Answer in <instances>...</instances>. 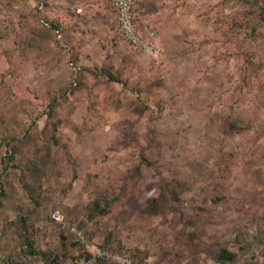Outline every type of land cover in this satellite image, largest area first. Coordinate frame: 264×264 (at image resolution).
Wrapping results in <instances>:
<instances>
[{
    "label": "rangeland",
    "instance_id": "obj_1",
    "mask_svg": "<svg viewBox=\"0 0 264 264\" xmlns=\"http://www.w3.org/2000/svg\"><path fill=\"white\" fill-rule=\"evenodd\" d=\"M131 1L157 61L121 39L112 0H0V145L21 141L15 162L0 147L16 207H0V262L77 264L48 221L57 210L142 264H220L216 245L264 264V14L244 0ZM179 184L182 216L145 213Z\"/></svg>",
    "mask_w": 264,
    "mask_h": 264
},
{
    "label": "trees",
    "instance_id": "obj_2",
    "mask_svg": "<svg viewBox=\"0 0 264 264\" xmlns=\"http://www.w3.org/2000/svg\"><path fill=\"white\" fill-rule=\"evenodd\" d=\"M247 1L249 6L251 8H256L259 10V12L261 14H264V0H244ZM131 6H132V12L134 15V9H133V3L131 1ZM134 22H135V16H134ZM136 25V22H135ZM121 37V36H120ZM122 39V38H121ZM80 68L75 67V74H78V72H80ZM109 71H105L104 74H108L109 75ZM81 75V72H80ZM75 78L73 79L72 83L75 85ZM79 78V77H78ZM110 78H113L110 75ZM77 79V78H76ZM56 100L52 99L51 102L48 103L47 108L44 111V115L46 117V125L50 126L52 130H54L56 132V129H58L59 126V119H57L56 116H58L54 110V105H55ZM8 130V129H6ZM24 138L23 136L20 137V139ZM9 139V138H8ZM10 142H6L5 144H1L0 147H3L5 149L4 151V155L2 156L3 159H7L8 161L12 160V162L16 161V157L17 156V151L15 149V147H19V144L21 143V141L14 143L11 139H9ZM145 152V151H143ZM141 163L145 164L147 166H153V163L150 162L149 158L145 156L144 153L141 154L140 158ZM138 165L136 172H139V169L141 168V166ZM25 170L29 173H31L32 175L35 174L36 172L39 171V166H38V161L36 160H32L30 158L27 159V161L25 162ZM162 182V179H160ZM22 184H25L22 180H21ZM8 187V185H7ZM182 184L176 185V188L173 191L169 190V198L166 195H158L157 197H152L149 198L146 203H145V208L144 211L148 216L154 217V216H160L163 215L166 211L170 212V213H178V215L182 216V211H181V207H176L174 205V203H176V201L178 202V196H177V190H182ZM168 189V187H167ZM12 195V191H6L5 189V183L0 185V207L2 208V206H6V204H8L5 207V211L9 209V207L12 209L13 207V211L16 210V207L13 204H10V200H9V195ZM12 196H15V194H13ZM175 201L174 203H172V201ZM35 203L37 205H39V203H37L35 201ZM180 206V204H179ZM97 208V205L96 207ZM65 222L70 223L71 225H75L77 227V230H79V227L73 223L70 218L66 215L63 216ZM16 218L17 220L12 223L14 226L16 225V227L22 232L20 233L21 235H26L27 233V228L29 227L28 222L29 221V216L27 214H23V213H18L16 214ZM48 219H50V215L48 216ZM31 224V223H30ZM186 224H190V223H186ZM194 225V224H193ZM58 231L60 232V234L63 236V239L66 238H73V242L72 245L76 246L78 249H81V246L79 245L77 238L74 234L70 233L68 230H61L60 226L57 225ZM80 231V230H79ZM83 233V232H82ZM86 239L88 240H94V238L92 237L93 235H91L90 233H86L84 232L82 234ZM111 237L110 236H106L105 240H104V244L103 241L98 240L101 242L102 246H104L106 249H108L110 252L113 253H118V252H114L112 250H110V248L108 247L110 242ZM30 244H29V248H30ZM210 255L212 257V259L215 262H218L220 264H232L235 261V254L233 252H231L226 245H216L215 247H213L210 251ZM34 253H30V255H33ZM121 255H125L123 253H118ZM81 256H83V252L81 251ZM89 256V255H88ZM128 256L132 262L134 264H142L143 263V258H139L136 255H126ZM148 255L146 253L143 254V257H147ZM0 264H2L0 262ZM45 264V262H44ZM47 264H54L53 261H50ZM96 264H113L104 260H98L96 262Z\"/></svg>",
    "mask_w": 264,
    "mask_h": 264
},
{
    "label": "built area",
    "instance_id": "obj_3",
    "mask_svg": "<svg viewBox=\"0 0 264 264\" xmlns=\"http://www.w3.org/2000/svg\"><path fill=\"white\" fill-rule=\"evenodd\" d=\"M112 7L115 11L116 24L122 40L134 50L155 61L159 60L158 58L161 56L160 47L143 37L135 25L131 0H112ZM48 221L59 225L61 230H68L76 236L83 252V256L79 258L77 264H96L98 260L113 264H134L128 256L110 252L102 246L100 241L86 239L74 225L65 222L64 217L57 210L51 213Z\"/></svg>",
    "mask_w": 264,
    "mask_h": 264
}]
</instances>
